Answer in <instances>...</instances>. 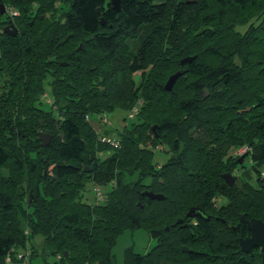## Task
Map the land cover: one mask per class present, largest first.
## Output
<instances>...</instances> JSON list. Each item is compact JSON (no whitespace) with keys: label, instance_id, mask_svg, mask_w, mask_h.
I'll use <instances>...</instances> for the list:
<instances>
[{"label":"trees","instance_id":"obj_1","mask_svg":"<svg viewBox=\"0 0 264 264\" xmlns=\"http://www.w3.org/2000/svg\"><path fill=\"white\" fill-rule=\"evenodd\" d=\"M0 5L18 12L6 17L16 34L0 32V264L24 250L44 264H116L125 229L155 245L126 250L124 264H264L238 242L240 215L264 224V0ZM117 108L116 136L95 131ZM90 182L105 187L100 201L82 200ZM194 207L202 216L186 217Z\"/></svg>","mask_w":264,"mask_h":264},{"label":"rangeland","instance_id":"obj_2","mask_svg":"<svg viewBox=\"0 0 264 264\" xmlns=\"http://www.w3.org/2000/svg\"><path fill=\"white\" fill-rule=\"evenodd\" d=\"M6 14L3 15V19L5 20ZM0 32H2V28H0ZM45 97H43L42 101V107L45 110H50V104H49V98H50V93L47 89L46 93L44 94ZM125 114V112L122 109H114L113 112L108 116L107 121L108 124H105L106 128L111 130V138L116 136V133L120 129V121L122 116ZM96 119V118H95ZM98 119V118H97ZM244 150H236L233 153L238 154V153H243ZM167 154L163 153L161 151V148L154 149L153 151V159L154 162L156 163H163L167 159ZM250 161L247 159L246 160V166H248ZM239 181H236V184H239ZM100 187V186H99ZM94 185L93 183H88L86 185L85 191L82 193V200L87 203H93L95 202V195L93 192ZM100 190L103 191L105 190V187H100ZM155 245V241L151 239L145 230L143 229H125L121 233L118 234L116 238V243L113 246L112 253L115 259L116 264H124V257H125V252L128 249H132L133 252L135 253H140L144 254L150 248H152ZM54 259L51 257H47V263L48 264H53ZM29 264H44L42 259L39 256H34L30 258Z\"/></svg>","mask_w":264,"mask_h":264},{"label":"water","instance_id":"obj_3","mask_svg":"<svg viewBox=\"0 0 264 264\" xmlns=\"http://www.w3.org/2000/svg\"><path fill=\"white\" fill-rule=\"evenodd\" d=\"M109 2L112 5L113 10L115 11L119 10V0H109ZM5 12L6 10H5L4 5H0V15L5 14ZM2 32L15 35L16 29L13 27L11 23H9L8 26H5L2 28ZM69 36L70 35H68L63 41H61L60 44L64 43L69 38ZM192 60H193V57L183 58L182 60H180V64L183 65L184 63H190ZM62 65H65V63H62ZM180 75H181V72L179 71L170 75L164 84V89L166 91H170L176 79ZM90 123L93 126L95 131H98L101 128V123H99L98 121H91ZM121 123L122 121H120V124ZM121 125L124 126V124H121ZM50 140L51 138L48 134L43 133V132L39 133V141L42 147H46L49 144ZM244 156L245 154L241 155L240 159L238 160V163L241 164L243 162ZM84 171H87V170L84 169ZM222 178L225 180V182L229 186H232L234 184L235 179L233 175L229 173H224L222 175ZM144 194H146L148 197L152 199H162L163 198L162 195H156V194H152L149 192H146ZM197 211H198L197 207L191 208L187 212L186 217H189V218L201 217L202 215ZM239 221L250 234V237L248 238H239V245H240L241 250L245 253H251V250L253 248H260L264 253V224L259 219H255V218L247 219L244 215H240ZM176 223L180 224L181 220L177 219ZM183 250L187 251L185 248H183ZM262 261L264 263V254L262 257ZM159 264H171V263L166 262V261H161Z\"/></svg>","mask_w":264,"mask_h":264},{"label":"built area","instance_id":"obj_4","mask_svg":"<svg viewBox=\"0 0 264 264\" xmlns=\"http://www.w3.org/2000/svg\"><path fill=\"white\" fill-rule=\"evenodd\" d=\"M6 13H7V16L10 17V19L18 16V12L14 10L13 8H6ZM139 104L140 102H138L136 105H133L131 110L127 113V120H131L134 117V115L138 112ZM99 121L101 124H104V125L108 124L107 118H101ZM101 140L111 142L112 145L116 146V143L113 142V140H111L110 138L102 137ZM241 150H244V149H241ZM93 192H94L96 200L100 201L102 198V192L100 190V187L95 186L93 188ZM15 257L19 261L20 264H29L30 253L27 250L16 252ZM9 260H10L9 257H7L6 261L8 262Z\"/></svg>","mask_w":264,"mask_h":264},{"label":"flooded vegetation","instance_id":"obj_5","mask_svg":"<svg viewBox=\"0 0 264 264\" xmlns=\"http://www.w3.org/2000/svg\"><path fill=\"white\" fill-rule=\"evenodd\" d=\"M5 7V6H4ZM5 10H6V8H5ZM5 14L7 15V13L5 12ZM4 15V14H3ZM3 15H0V27H5V26H8L9 25V23L11 22V20L8 22V20L5 18V20L3 19ZM7 17V16H6ZM7 21V22H6ZM4 22V23H3ZM242 225V224H241ZM248 237H250V234H249V232L247 231V234L246 235H244L243 237H240V238H248ZM238 242H239V239H238ZM255 249H258V251L260 252V251H262L260 248H253L252 250H251V252L253 251V250H255Z\"/></svg>","mask_w":264,"mask_h":264}]
</instances>
